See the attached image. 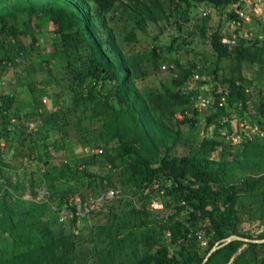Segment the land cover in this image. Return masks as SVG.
<instances>
[{
    "label": "rangeland",
    "instance_id": "374dc122",
    "mask_svg": "<svg viewBox=\"0 0 264 264\" xmlns=\"http://www.w3.org/2000/svg\"><path fill=\"white\" fill-rule=\"evenodd\" d=\"M65 1L92 16L83 0ZM26 2L43 4L47 0H2L0 10L9 3L21 5ZM233 5H238L247 16L241 30V44L250 46L256 39H264V0H240ZM233 5L228 10L232 11ZM200 10L207 11L208 16L194 11L189 20L175 21V17H171L169 21L148 22L144 28L136 27L133 13H123L121 9L112 11L104 21L93 18L98 36L104 39L115 37L116 44L127 55L150 51L155 46L164 57L166 62L160 68L148 63L143 69L145 74L134 80L137 91L141 93L173 89V79L179 74L176 59L183 66L190 65L191 74L180 90L191 96L192 103L187 107L191 109L184 112L180 111L183 108L177 109L173 123L177 125L187 117L191 120L183 124V142L172 153L177 158L197 153L206 138L228 142L231 141L228 137L237 132V129L222 125L218 116L209 123L208 118L215 110L203 104L205 99L223 96L228 99L230 83L224 80L223 73L243 75L248 99L242 101V111L234 110L264 132V117L258 114L260 104L264 103V68L249 64L236 67L234 61L226 59L220 63L218 73L213 72L217 57L211 49L209 36L215 30L222 34L230 32L231 28L226 15L219 14L215 7L202 5ZM30 17L25 12L17 14L14 20L25 51L19 56L17 54L14 61L0 60V103L6 95L15 97L11 110L0 114V256L10 257L52 239L69 236V249L77 264H99L106 256L118 253L110 238V234L118 237V228L122 229L119 237H129L128 245L134 259L143 256L146 250L154 253L162 246L173 253L177 246L172 244L170 230L163 227L174 217L175 208H172V213L167 210L156 214L147 204V219L143 214L134 215L133 209L143 211L139 203L142 191L124 188L119 182L121 166H111L106 162L107 151L113 143L106 145L101 136L103 122L99 120L102 113L97 106L100 100L87 99V92L83 95L89 100L86 106L76 104L78 97L71 85V69L58 46L55 27L49 19L38 14L33 16L30 26ZM120 17L122 20L118 21ZM202 18L211 26L208 38L202 37L197 28ZM25 29L28 34L21 35ZM173 41L176 42L171 50ZM167 59L174 62L168 63ZM171 65L177 72L169 70ZM90 82L91 79L85 84V89ZM112 86V83H107L106 89L111 90ZM74 89L78 90L77 87ZM98 90L101 91L100 88ZM237 149L233 147L232 151ZM216 154L219 158L221 151L218 149ZM93 156H97L96 162H93ZM65 166L72 168L67 173L76 175L77 181L67 175H59ZM51 173L53 179L47 176ZM81 174L86 175L84 179H80ZM248 175L247 170L238 169L227 175L224 181L239 185ZM170 187L171 183H167L166 189L157 197L171 203L167 191ZM253 193H264V189H256ZM253 193L242 194L237 201L238 227L251 237L260 231L262 239L264 197H255ZM112 225L115 228L111 231ZM206 232L208 229L204 228L196 231L204 241L207 240ZM73 234L78 237H72ZM197 243V249L202 251V242ZM242 250H247L251 264H264V248H251L246 243Z\"/></svg>",
    "mask_w": 264,
    "mask_h": 264
},
{
    "label": "trees",
    "instance_id": "16d2710c",
    "mask_svg": "<svg viewBox=\"0 0 264 264\" xmlns=\"http://www.w3.org/2000/svg\"><path fill=\"white\" fill-rule=\"evenodd\" d=\"M83 1L89 13L90 10L93 13L92 16L65 0H47L43 4L9 3L2 7L0 60L14 61L16 55L19 56V53L22 54L26 49L22 36L15 30L14 20L17 14L28 12L31 16L28 21L30 26L35 14L49 19V23L55 27V35L59 37L58 46L68 59L73 80L71 85L75 96L78 97L76 104L86 106L91 99L100 100L97 106L102 113L99 120L103 122L101 136L106 145L113 143L111 149H107L106 162L111 166H121L119 182L124 188L142 191L139 203L143 211L133 209L134 215L143 214L144 219H147L149 213L145 208L154 200L164 202L165 211L172 213L173 207L176 210L172 214L174 217L165 222L167 224L163 227L170 230L172 244L177 246L173 253L166 246H162L154 253L146 250L143 256L134 259L133 251L128 245L129 237H119L122 229L118 228V237L110 234L118 253L106 256L99 264H202L209 251L219 241L232 235L252 239L239 230L237 201L242 194L253 193L259 188L264 189V138L246 139L241 143L206 138L197 153L181 158L173 156V151L184 139L183 124L191 121L187 117L186 121H178L179 124L173 125L177 109L183 108L181 112L191 109L187 108L192 103L191 96L180 90L191 74L190 65L183 66L176 59L179 74L173 79V89L141 93L137 91L134 80L145 74L143 69L148 63L152 67L160 68L166 62L164 57L155 46L150 51L142 50L127 55L116 44L115 37L104 39L98 36L93 21V18L104 21L112 11L121 9L123 13H133L137 20L136 27L144 28L148 22L169 21L171 17H175V21L189 20L192 12H202V5L215 7L219 14H225L230 20L233 12L228 9L240 0ZM121 20L122 17L118 19ZM200 21L197 28L202 37L206 38L211 28L210 23L204 18ZM179 28L181 29V26ZM24 33L28 34V31L25 29L21 35ZM221 37L222 34L218 30L209 36L211 49L217 57L213 72L218 73L221 69L220 63L226 59L234 61L236 67L249 64L258 69L264 68V39H256L250 46L240 42L241 45L231 51L228 46L222 44ZM175 42L171 43V50L174 49ZM167 62L174 61L167 59ZM170 71L177 72L173 68ZM223 75L224 80L230 83V105L235 106L246 101L248 97L243 75H235L232 72ZM89 79L92 82L85 89ZM107 83H112L111 90L106 89ZM98 88L103 94L98 92ZM87 92L88 101L83 97ZM2 98L0 114H5L11 110L10 105L15 101V97L6 95ZM213 109L215 113L208 118L209 123L225 112V109ZM258 111V114L264 117V103L260 104ZM233 147L238 149L233 152ZM218 149L221 156L216 158ZM92 160L96 162L97 156H93ZM71 169L65 166L59 175H67L76 180V175L67 173L71 172ZM238 169L247 170V178L239 185L227 184L224 181L226 176ZM47 176L53 179L52 173ZM85 176L81 174L80 179ZM167 183H171V187L167 189L171 203L157 197L166 189ZM253 194L255 197H264V193ZM185 213L188 215L182 216ZM114 228L113 225L110 226L111 231ZM203 228L208 229L205 235L207 245L201 251L197 249V242L201 241L197 238L196 231H202ZM72 237L78 235L73 234ZM69 242V236L52 239L34 249L14 253L10 257L0 256V264H77L69 249ZM244 244L246 243L237 240L229 243L213 253L206 264H251L247 250L241 251ZM248 247L264 248V243H248Z\"/></svg>",
    "mask_w": 264,
    "mask_h": 264
},
{
    "label": "built area",
    "instance_id": "2783aa9c",
    "mask_svg": "<svg viewBox=\"0 0 264 264\" xmlns=\"http://www.w3.org/2000/svg\"><path fill=\"white\" fill-rule=\"evenodd\" d=\"M202 15L204 17L208 16L207 11H202ZM233 17L229 20V28H231L230 32L225 31L222 33L221 42L223 45L228 46L230 49L239 46L240 40L243 37V25L247 20V16L245 12L238 6L233 5L232 7ZM174 69V66H169L170 69ZM164 69H167V66H164ZM226 94H229L226 93ZM203 104L210 107L225 109V112L221 114L219 117L221 118V124L225 127H229L231 129H237L236 133H232L228 138L231 139L234 143H241L244 140H253L257 137H264V132L260 129L258 125L251 124L248 120H246L243 116H240L239 113H236L234 109L237 111L243 110V103L240 102L235 105L233 108L232 105L228 102V99L223 96L222 98H217L214 100L205 99ZM181 118V116H180ZM239 126V127H238ZM185 204V201L182 202V205ZM150 211L152 213L160 214L165 212V204L162 201L154 200L150 205ZM171 236V234H168ZM197 238L202 242L203 246L207 245V242L204 241L203 236L200 233H196Z\"/></svg>",
    "mask_w": 264,
    "mask_h": 264
},
{
    "label": "water",
    "instance_id": "95a60500",
    "mask_svg": "<svg viewBox=\"0 0 264 264\" xmlns=\"http://www.w3.org/2000/svg\"><path fill=\"white\" fill-rule=\"evenodd\" d=\"M243 241V242H261L263 243L264 240H250L247 238H243L237 235H232L229 236L221 241H219L218 243H216V245L209 251V253L207 254L206 258L204 259L202 264H206V262L209 260V258L212 256L213 253H215L217 250L225 247L226 245H228L229 243L233 242V241Z\"/></svg>",
    "mask_w": 264,
    "mask_h": 264
},
{
    "label": "crops",
    "instance_id": "0c3cea01",
    "mask_svg": "<svg viewBox=\"0 0 264 264\" xmlns=\"http://www.w3.org/2000/svg\"><path fill=\"white\" fill-rule=\"evenodd\" d=\"M253 226H255V225H253ZM262 230H263V228H262ZM259 234H260V231H256V234L250 240H255V241H257V240H264V238L260 239ZM245 243H247V244L248 243L263 244L264 242L263 243H261V242H245Z\"/></svg>",
    "mask_w": 264,
    "mask_h": 264
}]
</instances>
